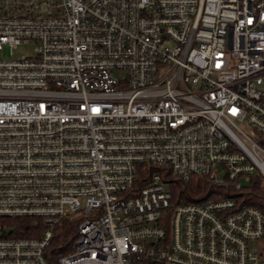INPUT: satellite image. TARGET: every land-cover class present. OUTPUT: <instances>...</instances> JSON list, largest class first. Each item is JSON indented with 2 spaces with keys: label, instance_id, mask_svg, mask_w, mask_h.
Wrapping results in <instances>:
<instances>
[{
  "label": "built area",
  "instance_id": "2783aa9c",
  "mask_svg": "<svg viewBox=\"0 0 264 264\" xmlns=\"http://www.w3.org/2000/svg\"><path fill=\"white\" fill-rule=\"evenodd\" d=\"M193 175L230 195L174 202ZM254 179L264 0H0V217L43 220L0 264H264Z\"/></svg>",
  "mask_w": 264,
  "mask_h": 264
},
{
  "label": "trees",
  "instance_id": "16d2710c",
  "mask_svg": "<svg viewBox=\"0 0 264 264\" xmlns=\"http://www.w3.org/2000/svg\"><path fill=\"white\" fill-rule=\"evenodd\" d=\"M250 190L242 194L245 202L256 204L264 209V186L258 179L249 185ZM219 188V189H218ZM223 186L213 184L207 176L193 175L187 181L173 179L171 181L172 200L174 202L187 200H203L230 195ZM0 222L5 225L6 234L15 236H38L43 229V220L39 216H2ZM77 223L75 216L61 218L55 228L54 235L48 246V252L56 253L69 250L68 243L74 233Z\"/></svg>",
  "mask_w": 264,
  "mask_h": 264
},
{
  "label": "rangeland",
  "instance_id": "374dc122",
  "mask_svg": "<svg viewBox=\"0 0 264 264\" xmlns=\"http://www.w3.org/2000/svg\"><path fill=\"white\" fill-rule=\"evenodd\" d=\"M33 47H34V42H32V41L21 43L16 48L13 49L12 54L14 57H18V56L23 55V54L30 55L33 52ZM240 181L243 185L247 184V181L243 177L240 179ZM221 190L223 192L225 191L223 188H221Z\"/></svg>",
  "mask_w": 264,
  "mask_h": 264
}]
</instances>
